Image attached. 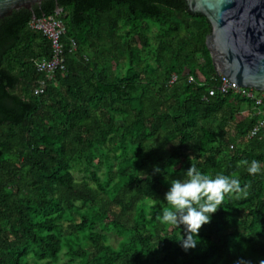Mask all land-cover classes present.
<instances>
[{"label":"trees","instance_id":"trees-1","mask_svg":"<svg viewBox=\"0 0 264 264\" xmlns=\"http://www.w3.org/2000/svg\"><path fill=\"white\" fill-rule=\"evenodd\" d=\"M49 15L65 68L35 94L51 44L29 21ZM209 32L185 0H43L0 20V264L264 262V128L248 136L251 99L209 95ZM191 165L250 187L185 251L159 217Z\"/></svg>","mask_w":264,"mask_h":264},{"label":"water","instance_id":"water-1","mask_svg":"<svg viewBox=\"0 0 264 264\" xmlns=\"http://www.w3.org/2000/svg\"><path fill=\"white\" fill-rule=\"evenodd\" d=\"M43 0H0V20ZM187 11L210 24L205 43L215 74L241 87L264 91V0H185ZM57 5L56 14L61 12ZM35 18V16L33 17Z\"/></svg>","mask_w":264,"mask_h":264},{"label":"clouds","instance_id":"clouds-1","mask_svg":"<svg viewBox=\"0 0 264 264\" xmlns=\"http://www.w3.org/2000/svg\"><path fill=\"white\" fill-rule=\"evenodd\" d=\"M239 165L246 166L250 175L260 172V163L256 160H243ZM155 171L159 172L160 169L157 167ZM185 174L187 179L171 181L164 196L171 207L164 209L159 218L162 223L184 226L185 234L180 241L181 247L187 251L196 247L199 230L203 225L210 223L211 215L217 212L225 197L246 196L250 185L242 187L238 179L223 174L209 177L194 165H191Z\"/></svg>","mask_w":264,"mask_h":264},{"label":"built area","instance_id":"built-area-1","mask_svg":"<svg viewBox=\"0 0 264 264\" xmlns=\"http://www.w3.org/2000/svg\"><path fill=\"white\" fill-rule=\"evenodd\" d=\"M29 26L32 29L40 31L47 37L51 44V56L49 58H41L36 62V69L42 73L44 77L38 81L34 89L35 94H41L46 87V81L51 79L57 70L65 68L64 44L61 40L65 32V25L61 18L53 15L35 17L29 21ZM72 49L75 48L74 41H71ZM218 82L212 86L208 93L213 95L215 92L227 94L236 92L242 97L249 98L254 103V113L258 116L257 121L249 131L248 136H253L260 128H264V91L254 90L253 88L241 87L231 83L224 75H218ZM176 80L173 76L170 82ZM257 91V92H256ZM232 148V145L230 146Z\"/></svg>","mask_w":264,"mask_h":264},{"label":"rangeland","instance_id":"rangeland-1","mask_svg":"<svg viewBox=\"0 0 264 264\" xmlns=\"http://www.w3.org/2000/svg\"><path fill=\"white\" fill-rule=\"evenodd\" d=\"M257 92V91H256Z\"/></svg>","mask_w":264,"mask_h":264}]
</instances>
